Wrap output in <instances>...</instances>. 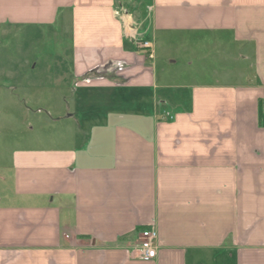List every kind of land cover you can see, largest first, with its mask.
Listing matches in <instances>:
<instances>
[{"label": "crops", "instance_id": "0c3cea01", "mask_svg": "<svg viewBox=\"0 0 264 264\" xmlns=\"http://www.w3.org/2000/svg\"><path fill=\"white\" fill-rule=\"evenodd\" d=\"M2 21L60 31L86 129L0 167V264H264V0H0Z\"/></svg>", "mask_w": 264, "mask_h": 264}, {"label": "rangeland", "instance_id": "374dc122", "mask_svg": "<svg viewBox=\"0 0 264 264\" xmlns=\"http://www.w3.org/2000/svg\"><path fill=\"white\" fill-rule=\"evenodd\" d=\"M59 34L48 26L0 22V167L15 150L62 149L84 139L86 128L77 120L83 102L61 62L67 45ZM215 254H198L197 264H221Z\"/></svg>", "mask_w": 264, "mask_h": 264}, {"label": "built area", "instance_id": "2783aa9c", "mask_svg": "<svg viewBox=\"0 0 264 264\" xmlns=\"http://www.w3.org/2000/svg\"><path fill=\"white\" fill-rule=\"evenodd\" d=\"M141 41L143 54L149 58H153L154 52L151 42L149 40ZM158 237V231L155 228L150 227L142 230L139 234V240L133 249V256L145 261L153 260L157 256Z\"/></svg>", "mask_w": 264, "mask_h": 264}]
</instances>
